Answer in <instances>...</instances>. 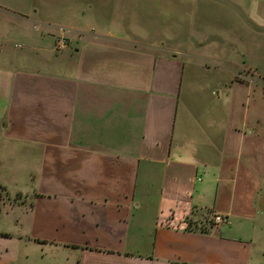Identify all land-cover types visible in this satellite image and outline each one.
<instances>
[{
    "label": "crops",
    "instance_id": "1",
    "mask_svg": "<svg viewBox=\"0 0 264 264\" xmlns=\"http://www.w3.org/2000/svg\"><path fill=\"white\" fill-rule=\"evenodd\" d=\"M126 11L116 16L120 32L84 29L74 15L58 25L44 20L35 52L58 58V71L32 67L24 54L16 68L0 64V75L11 72L0 145L25 143L33 177L45 184L23 208L36 230L28 240L64 253L55 264H259L264 114L245 108L239 80L209 86L215 101L193 110L179 50L164 43L151 45L160 52L144 49L134 37L148 32L129 29ZM62 35L69 46L55 52ZM201 170L209 181L198 186ZM213 184L214 213L229 215L231 224L188 228L186 218L204 220L192 210L203 209L196 196L213 194ZM14 236L0 231V264L19 257L22 237Z\"/></svg>",
    "mask_w": 264,
    "mask_h": 264
},
{
    "label": "rangeland",
    "instance_id": "2",
    "mask_svg": "<svg viewBox=\"0 0 264 264\" xmlns=\"http://www.w3.org/2000/svg\"><path fill=\"white\" fill-rule=\"evenodd\" d=\"M0 3L5 6H0V28L5 31L3 35L0 33V64L5 67L18 65L16 61L24 54L30 66L38 63L58 71V58L35 52L37 42L42 39L39 36L47 32L42 24L44 20L58 25L74 15L76 23L84 29L120 32L122 24L116 16L121 17L120 12L125 9L128 28L135 33L148 32L143 40L134 37V41L147 46L144 49L160 52L157 48L152 50L151 45L164 43L169 44L166 47L169 50H179L178 59L186 63L185 97L193 110L203 112L212 100L215 101L211 95L207 96L205 89L209 86L219 81L239 80L240 86V83L244 84V93H241L245 96V108L264 114V0H0ZM8 6L25 9L33 16L32 22L12 15ZM60 37L55 38L54 50ZM43 56L46 59L40 60ZM6 72L5 76L0 75V109L8 103L10 94V79L6 77L11 72ZM8 146L11 148L0 145V210L3 208L4 211L0 215V231L15 235L17 240L22 237L19 257L12 263H60L64 253L53 252L50 247L27 238L28 231L36 234V230L29 225L32 214L25 210H29L34 202L36 191H44L45 184H38L33 177L34 158L25 143L14 141ZM8 150L12 154L10 157ZM198 177L203 180L197 181L198 186L209 181L202 170ZM212 187L213 194L196 196L207 214H215L214 184ZM217 200L219 204L225 203L221 197ZM20 201L24 204H19ZM11 204L15 209L6 210ZM24 205L27 206L25 210ZM146 213L139 212L138 215L147 217ZM255 257H261L258 262L264 264L262 255Z\"/></svg>",
    "mask_w": 264,
    "mask_h": 264
},
{
    "label": "trees",
    "instance_id": "3",
    "mask_svg": "<svg viewBox=\"0 0 264 264\" xmlns=\"http://www.w3.org/2000/svg\"><path fill=\"white\" fill-rule=\"evenodd\" d=\"M17 200H18V198H17ZM18 203L19 204H24V201H20ZM199 213H202L201 216L204 215V220L201 221V223H199L198 221H195V220L192 219L194 217H192V218H189L188 217V218H186V222L188 224V228H190V229H196V230H200V231H206L208 224L209 225L211 224L212 226H217L213 222V219H212V215L213 214H207V213L203 212V209L198 210L197 207H194L193 210H192V215H197Z\"/></svg>",
    "mask_w": 264,
    "mask_h": 264
},
{
    "label": "built area",
    "instance_id": "4",
    "mask_svg": "<svg viewBox=\"0 0 264 264\" xmlns=\"http://www.w3.org/2000/svg\"><path fill=\"white\" fill-rule=\"evenodd\" d=\"M68 46L69 43L67 37L62 35L55 44V50L63 51L67 49ZM212 219L217 226L230 225L232 221L231 217L227 214H213Z\"/></svg>",
    "mask_w": 264,
    "mask_h": 264
},
{
    "label": "flooded vegetation",
    "instance_id": "5",
    "mask_svg": "<svg viewBox=\"0 0 264 264\" xmlns=\"http://www.w3.org/2000/svg\"><path fill=\"white\" fill-rule=\"evenodd\" d=\"M59 52H61V51H59Z\"/></svg>",
    "mask_w": 264,
    "mask_h": 264
}]
</instances>
